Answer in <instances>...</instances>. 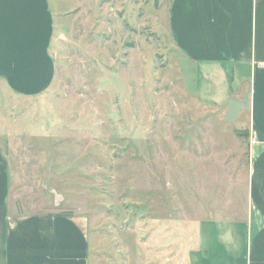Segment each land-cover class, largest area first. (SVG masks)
<instances>
[{
  "label": "rangeland",
  "instance_id": "obj_1",
  "mask_svg": "<svg viewBox=\"0 0 264 264\" xmlns=\"http://www.w3.org/2000/svg\"><path fill=\"white\" fill-rule=\"evenodd\" d=\"M53 7L54 80L38 97L9 96L0 116L12 209L86 214L108 242L99 263L119 246L142 260L147 241L149 264H187L199 221L246 210V127L197 102L165 0Z\"/></svg>",
  "mask_w": 264,
  "mask_h": 264
},
{
  "label": "crops",
  "instance_id": "obj_2",
  "mask_svg": "<svg viewBox=\"0 0 264 264\" xmlns=\"http://www.w3.org/2000/svg\"><path fill=\"white\" fill-rule=\"evenodd\" d=\"M165 1L169 33L184 70L191 67L197 102L225 107L226 114L228 101L235 100L245 106L236 120L247 129L246 210L230 219L199 221L187 264H264V0ZM53 5L54 0H0L3 122L9 96L38 97L54 80ZM10 191V159L0 142V264H103L96 261L104 259L108 242L86 214H22L16 203L12 209ZM146 242L137 246L142 260L119 246L113 264H149L153 253Z\"/></svg>",
  "mask_w": 264,
  "mask_h": 264
},
{
  "label": "water",
  "instance_id": "obj_3",
  "mask_svg": "<svg viewBox=\"0 0 264 264\" xmlns=\"http://www.w3.org/2000/svg\"><path fill=\"white\" fill-rule=\"evenodd\" d=\"M227 106H228V109L225 114V119L228 122H233L234 120H236V118H238V116L240 115V112L242 111V109L245 108L244 105L240 103H236L235 100L228 101Z\"/></svg>",
  "mask_w": 264,
  "mask_h": 264
},
{
  "label": "trees",
  "instance_id": "obj_4",
  "mask_svg": "<svg viewBox=\"0 0 264 264\" xmlns=\"http://www.w3.org/2000/svg\"><path fill=\"white\" fill-rule=\"evenodd\" d=\"M230 79L233 80V75L231 73ZM247 132H238V135H240L241 137H244V134H246ZM61 216H71L72 214L70 212H64V213H60Z\"/></svg>",
  "mask_w": 264,
  "mask_h": 264
}]
</instances>
